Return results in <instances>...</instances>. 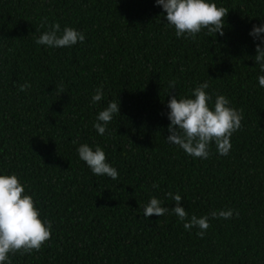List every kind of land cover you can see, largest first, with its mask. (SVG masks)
<instances>
[{
	"label": "trees",
	"instance_id": "obj_1",
	"mask_svg": "<svg viewBox=\"0 0 264 264\" xmlns=\"http://www.w3.org/2000/svg\"><path fill=\"white\" fill-rule=\"evenodd\" d=\"M209 2L229 10L224 35L192 40L176 37L155 0H0V175L17 174L53 228L12 264H264V73L249 35L264 24V0ZM45 17L85 41L37 45ZM204 82L213 102L221 94L243 109L226 156L213 143L208 159L194 158L167 140L171 95L190 97ZM110 101L120 115L101 136L93 125ZM85 143L105 150L116 180L79 159ZM168 192L181 195L189 219L233 216L210 218L201 238L171 211ZM153 196L169 212L144 217Z\"/></svg>",
	"mask_w": 264,
	"mask_h": 264
},
{
	"label": "clouds",
	"instance_id": "obj_2",
	"mask_svg": "<svg viewBox=\"0 0 264 264\" xmlns=\"http://www.w3.org/2000/svg\"><path fill=\"white\" fill-rule=\"evenodd\" d=\"M157 6H161L166 12V21L169 26L175 29L177 38L195 40L197 34L206 30L208 36L219 33L224 35L225 18L228 15V8L218 7L216 3L209 0H155ZM47 18H43L40 27L44 28ZM47 31H44L38 39L37 45H45L49 48H64L76 45L85 41L83 32L57 23L47 24ZM256 43L254 57L256 65L261 73H264V24L253 25L249 33ZM183 70V69H181ZM259 85L264 87V74L258 76ZM31 85L25 83L19 86L20 91H26ZM57 87V86H56ZM170 89H176V82L172 81ZM209 88L208 82L199 84L192 91L191 96L171 95L167 103L170 112L167 114L170 120L168 127L169 135L167 140L171 144L178 145L188 155L194 158L208 159L211 155V145L215 143L216 150L220 155L229 154L232 135L242 128L244 119L243 109H236L225 95L216 94L213 102V95L206 91ZM104 96L103 85L96 89L92 97V103L96 104ZM115 115H120V101H110L106 108L101 110L94 123V128L103 136L107 125ZM79 159L84 161L97 176H107L116 180L119 176L118 170L108 162L105 150L96 145L95 148L87 143L77 149ZM153 188L159 184L154 183ZM34 195L26 194V185L21 182L15 173L11 175H0V264H12L11 256L30 254L39 251L52 236V222L42 220L40 210L36 207L38 203ZM176 206L171 211L184 221V228L191 230L198 228L197 235L201 238L210 228V218L230 219L233 216L232 209L212 211L209 215L197 217L189 214L181 206L182 197L180 194L168 192ZM163 201L155 196L143 207V216L151 217L164 216L169 208L162 206ZM235 215L238 217L239 212Z\"/></svg>",
	"mask_w": 264,
	"mask_h": 264
}]
</instances>
